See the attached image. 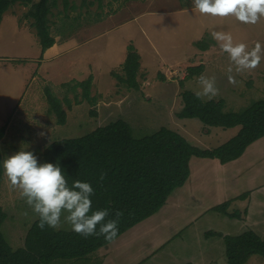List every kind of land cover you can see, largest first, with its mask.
Wrapping results in <instances>:
<instances>
[{
    "label": "rangeland",
    "instance_id": "obj_1",
    "mask_svg": "<svg viewBox=\"0 0 264 264\" xmlns=\"http://www.w3.org/2000/svg\"><path fill=\"white\" fill-rule=\"evenodd\" d=\"M39 1L13 5L0 24V128L7 130L0 143L2 159L27 144L45 161L44 153L55 141L83 137L117 120L126 121L136 139L168 128L195 147L217 148L241 128H214L198 119L177 117L184 106L182 92L200 91L201 74L215 78L219 95L213 100L224 101L228 112L243 111L264 99V61L253 70L236 72L211 36L212 31L230 32L235 42L251 49L257 41L264 43V19L249 25L234 17L201 15L192 0H50L54 6L49 27L59 41L54 50L60 54L44 60L29 17ZM69 39L81 46L70 47ZM200 41L209 45L207 51L198 48ZM130 44L142 56L138 91L113 76L123 75L118 61L127 56ZM200 65V76L183 81L191 67ZM230 75L235 83L229 82ZM90 77L95 104L82 97L81 88L73 89ZM47 89L63 104L64 125L51 112ZM40 131L47 135L41 138ZM214 162L192 158L189 180L164 208L105 247L112 249L108 263L102 258L104 251H99L86 259L45 264H228L224 236L252 230L264 239V138L240 160L224 165L225 176ZM244 193L250 198L235 201L228 209L230 214L239 212L241 219L213 210ZM0 206L7 216L1 227L6 242L14 251L24 248L38 219L5 176ZM56 231L71 228L65 224ZM209 232L218 235L206 236ZM247 264H264V258L252 256Z\"/></svg>",
    "mask_w": 264,
    "mask_h": 264
},
{
    "label": "trees",
    "instance_id": "obj_2",
    "mask_svg": "<svg viewBox=\"0 0 264 264\" xmlns=\"http://www.w3.org/2000/svg\"><path fill=\"white\" fill-rule=\"evenodd\" d=\"M31 1L0 0V24L13 5ZM51 5L54 6L50 0H40L29 12V17L34 20L32 26L36 29L42 54L56 44L49 27ZM198 48L207 51L209 45L200 41ZM140 69L141 55L130 44L122 68L123 75L113 73V76L127 89L138 91ZM202 72V65L191 67L183 81L200 76ZM161 78L165 80L163 75ZM92 83L93 78L90 77L77 83L73 89L81 88L82 97L95 104L97 100L91 96ZM46 92L51 112L57 115L58 124L64 125L66 111L63 104L49 89ZM181 96L184 106L177 114L178 118L198 119L206 126L214 128L240 127V132L217 148L200 149L168 128L136 139L131 126L124 120H117L83 137L55 141L46 149L45 161L59 163L74 179L91 182L95 189L94 209L108 208L110 218H115L117 211L123 213L119 221L118 236L109 242L103 236L84 238L72 231H56L50 228L41 230L37 220L28 232L25 247L14 251L1 232L7 216L0 206V264H45L57 259H86L164 208L174 191L184 187L189 180L192 158L218 160L226 165L240 159L251 145L264 138V99L255 101L243 111L228 112L225 110L224 101H204L191 91H184ZM92 115H97L94 110ZM5 133L6 129L0 128V143ZM2 182L3 174L0 172V188ZM249 196L250 193H244L214 207L213 210L232 219H241L239 212L230 214L228 209L233 202L246 201ZM217 235L215 232L206 234ZM223 238L228 264H247L255 255L264 258V239L252 230Z\"/></svg>",
    "mask_w": 264,
    "mask_h": 264
},
{
    "label": "clouds",
    "instance_id": "obj_3",
    "mask_svg": "<svg viewBox=\"0 0 264 264\" xmlns=\"http://www.w3.org/2000/svg\"><path fill=\"white\" fill-rule=\"evenodd\" d=\"M192 4L201 15L234 17L242 24L255 25L264 19V0H192ZM211 36L236 72L253 70L264 61V43L257 41L249 49L246 43L235 42L230 32L212 31ZM228 79L236 82L231 75ZM199 85L197 98L211 101L219 95L214 77L201 74ZM38 135L43 138L47 133L40 131ZM0 172L9 186L19 192L41 230H60L68 224L72 232L84 238L103 236L111 242L118 236L123 213L117 211L115 218H110L108 208L94 209L95 189L91 182L72 178L59 163L42 161L27 144L0 160Z\"/></svg>",
    "mask_w": 264,
    "mask_h": 264
},
{
    "label": "crops",
    "instance_id": "obj_4",
    "mask_svg": "<svg viewBox=\"0 0 264 264\" xmlns=\"http://www.w3.org/2000/svg\"><path fill=\"white\" fill-rule=\"evenodd\" d=\"M88 15H90L89 13H88ZM88 15H84V16H82V17H84V18H86V17H88ZM82 17H80V18H82ZM19 28V27H18ZM20 29V28H19ZM146 31H144L143 32V34L142 35H144V33H145ZM142 38V37H141ZM56 40V44L52 47V48H50V49H48V50H46L45 51V53H43L42 54V58L44 59V60H48L50 57H54V58H56L60 53H58L57 51V49H55L54 50V48H56V47H58L59 46V41H58V39H55ZM71 42V44H70V47H80L81 45L78 43V44H73V43H75V41L73 40V39H69V43ZM73 42V43H72ZM73 44V45H72ZM67 46H69V45H67ZM136 48H137V50H138V52H139V48L136 46ZM56 51V52H51V51ZM62 54V53H61ZM128 54V53H127ZM142 57V56H141ZM126 58H127V56L125 57V56H123V57H121V60H119L118 61V63L121 65V67L123 66V64L125 63V61H126ZM184 78V77H183ZM0 127H2V125H0ZM5 135H7V130H6V133H5ZM245 155V154H244ZM243 155V156H244ZM242 156V157H243ZM241 157V158H242ZM240 158V159H241ZM240 159H238V160H240ZM208 160H210V159H208ZM238 160H236V161H238ZM212 161H216V162H214V163H212L213 165H215V166H217L218 167V172L219 173H221V175H223V176H225V171H226V169L224 168L225 166L224 165H222L218 160H210V163L212 162ZM219 164H218V163ZM235 162V161H234ZM231 163H233V162H231ZM257 188H262V187H257ZM250 198V197H249ZM141 224V223H140ZM129 236V235H128ZM125 238H123V240H124ZM117 247H122L121 246V244L120 245H116ZM105 249V250H104ZM100 251H104V256L102 257L104 260H107L106 261V263H108L109 261H110V256L112 255L111 254V252H112V249H110V248H102V249H100ZM120 252V251H119ZM102 253L103 252H101V255H102ZM98 256L99 257H101L99 254H98ZM104 264V263H103Z\"/></svg>",
    "mask_w": 264,
    "mask_h": 264
}]
</instances>
